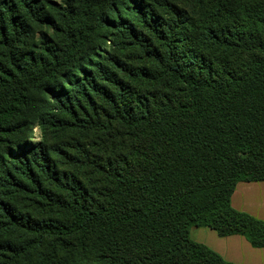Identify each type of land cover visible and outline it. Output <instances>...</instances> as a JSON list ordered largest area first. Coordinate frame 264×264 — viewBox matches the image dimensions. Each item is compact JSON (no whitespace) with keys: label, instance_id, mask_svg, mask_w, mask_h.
Wrapping results in <instances>:
<instances>
[{"label":"trees","instance_id":"1","mask_svg":"<svg viewBox=\"0 0 264 264\" xmlns=\"http://www.w3.org/2000/svg\"><path fill=\"white\" fill-rule=\"evenodd\" d=\"M35 126L113 150L82 182ZM261 181L264 0H0V264H233L188 229L264 247Z\"/></svg>","mask_w":264,"mask_h":264},{"label":"rangeland","instance_id":"2","mask_svg":"<svg viewBox=\"0 0 264 264\" xmlns=\"http://www.w3.org/2000/svg\"><path fill=\"white\" fill-rule=\"evenodd\" d=\"M109 44L106 45L108 50ZM90 114H92L90 112ZM84 119H89L83 115ZM91 118V116H90ZM33 135L28 138V147H37V144L44 148L49 153L51 163L57 168L60 174L74 176L84 182L92 176V168L88 161L102 162V159L107 156L108 151L113 150L112 142L115 139H110L100 132H90L89 130L81 129L80 127H69L62 131L51 129H40L38 126L33 127ZM50 150V151H49ZM29 213H32L31 209ZM204 227H190L188 229L189 238L197 240V235ZM206 230V229H205ZM26 237H19V240L25 242ZM45 252V248L39 253L32 252L30 262L28 264H36L39 256ZM59 261L65 262V255L59 253Z\"/></svg>","mask_w":264,"mask_h":264},{"label":"crops","instance_id":"3","mask_svg":"<svg viewBox=\"0 0 264 264\" xmlns=\"http://www.w3.org/2000/svg\"><path fill=\"white\" fill-rule=\"evenodd\" d=\"M230 202L234 209L264 221V181L237 183ZM197 238L195 242L204 244L225 261L233 264H264V247H253L242 235L219 236L214 230L204 227Z\"/></svg>","mask_w":264,"mask_h":264}]
</instances>
